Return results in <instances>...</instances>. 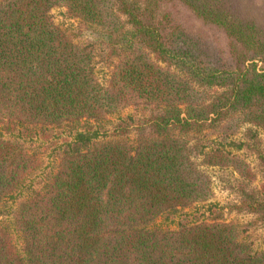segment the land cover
<instances>
[{
	"label": "trees",
	"instance_id": "16d2710c",
	"mask_svg": "<svg viewBox=\"0 0 264 264\" xmlns=\"http://www.w3.org/2000/svg\"><path fill=\"white\" fill-rule=\"evenodd\" d=\"M56 8L90 42L75 44L54 23ZM182 10L219 32V44L209 45L198 23L189 27ZM103 47L114 67L106 86L96 75ZM130 106L150 114L135 143L78 132L57 174L15 214L22 253L0 222V264H264V251L242 240L235 223L150 228L213 197L200 156L202 165L253 179L234 152L260 141L255 128L264 132L256 20L234 0H0V126L102 122ZM244 126L247 141L234 140ZM36 164L20 143L0 139V211ZM248 201L264 218V198Z\"/></svg>",
	"mask_w": 264,
	"mask_h": 264
},
{
	"label": "rangeland",
	"instance_id": "374dc122",
	"mask_svg": "<svg viewBox=\"0 0 264 264\" xmlns=\"http://www.w3.org/2000/svg\"><path fill=\"white\" fill-rule=\"evenodd\" d=\"M234 5L241 15L255 19L264 30V0H234ZM181 13L180 15L189 27L198 30L194 25V23H198L197 26L201 30L202 36L208 37L206 41L209 45L217 46L219 44V39L222 37L219 32L216 33L203 26L186 11L182 10ZM51 14L54 23L65 31L75 44L84 45L90 42L85 27L77 19L71 18L66 8H56L52 10ZM102 49L105 52H98L95 61L96 75L99 82L106 86L114 67L109 65L107 57L109 50L107 47ZM149 116L148 112L136 110L135 107L130 106L102 122L83 120L62 127H30L14 131L0 126V139L20 143L25 151L37 160L36 167L26 176L14 197L6 201L0 211V222L10 228L17 252L22 253L23 241L14 225L15 214L23 201L42 191L57 174L61 155L67 144L73 141L75 135L81 131H97L99 142L125 140L135 143L143 121L147 120ZM130 117L133 121L130 120ZM248 127L251 126H244L240 133L234 137V140L247 141L245 133ZM255 130L260 133V141L256 144L249 142V148L234 152L242 156L250 166L253 179L241 177L232 168L202 165L203 157L200 156L196 161L211 180L213 197L207 202L195 204L188 209H180L176 213H165L158 217L150 225V228L178 230L181 223L202 221L235 223L240 227L242 240L250 243L255 250L264 251V218L261 214L250 210L248 201V195L251 193L255 197L264 198V132L259 128H255ZM260 194L263 196L260 197ZM186 214L191 216H185Z\"/></svg>",
	"mask_w": 264,
	"mask_h": 264
}]
</instances>
